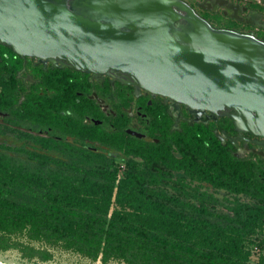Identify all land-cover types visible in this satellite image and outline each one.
<instances>
[{
  "label": "trees",
  "instance_id": "1",
  "mask_svg": "<svg viewBox=\"0 0 264 264\" xmlns=\"http://www.w3.org/2000/svg\"><path fill=\"white\" fill-rule=\"evenodd\" d=\"M22 67L21 58L0 44L6 123L47 126L61 139L0 126V134L56 152L0 142V249L18 246L4 235L23 233L101 263L250 264L245 242L264 232V159L234 156L229 141L219 142L213 129H232L228 116L207 124L184 120L172 128L157 98L137 99L145 119L130 118L123 110L132 104L126 87L89 83L66 66L29 65L22 80ZM91 90L114 115L105 116L86 97ZM136 124L156 141L128 136L125 130ZM64 137L121 152V173L113 160ZM204 184L223 195L206 192ZM24 249L41 261L50 257L43 249ZM256 264H264V256Z\"/></svg>",
  "mask_w": 264,
  "mask_h": 264
},
{
  "label": "water",
  "instance_id": "2",
  "mask_svg": "<svg viewBox=\"0 0 264 264\" xmlns=\"http://www.w3.org/2000/svg\"><path fill=\"white\" fill-rule=\"evenodd\" d=\"M0 44L85 74L120 72L193 114L227 110L235 130L264 139V43L211 27L182 0H0Z\"/></svg>",
  "mask_w": 264,
  "mask_h": 264
},
{
  "label": "flooded vegetation",
  "instance_id": "3",
  "mask_svg": "<svg viewBox=\"0 0 264 264\" xmlns=\"http://www.w3.org/2000/svg\"><path fill=\"white\" fill-rule=\"evenodd\" d=\"M187 5H189L194 12L205 20L211 27L216 29H225L237 34L251 36L260 42L264 43V3L262 0H182ZM216 22L218 25H214L213 22ZM21 58V64L24 65L18 73L17 76L21 77V73L24 74L22 80H26L27 72H25L26 61L24 57ZM30 58V57H29ZM35 59V58H33ZM37 60V59H35ZM39 61V60H37ZM41 67L46 69L48 67H56L58 65H52L49 63L48 65L42 64L39 62H34L28 64V66ZM65 67V66H64ZM67 67V66H66ZM85 74V73H84ZM86 80L92 84H99V86L108 84L110 87L116 88L118 85L122 87H126L129 89V92L132 96V104L129 107L123 108V110L127 113V115L132 118L133 116H138L140 119H145V114L140 111V106H135L137 99L145 98L146 103H149L151 99L157 98L159 102L164 105L166 113L171 117L173 121L172 128H178L177 125L181 121H186L188 123L192 122H201L196 121L193 118L191 119V113L187 111L184 107V112L182 114L179 113L178 107L182 105L174 106L169 100L164 97L158 95H150L143 90H136L131 84H127L124 82L128 79L125 75L120 72H108L102 76H95L92 74H85ZM87 98L91 99L99 110L105 115H114V112L109 108L107 103H105L102 97H99L96 91L91 90L87 95ZM227 110L219 113L216 117H209L206 121L201 123L207 124L209 121H217L218 119L227 116ZM89 118H85L83 120L84 123H88ZM231 120V119H230ZM93 123H98V120L90 119ZM137 127L138 124L133 125ZM232 129H213V133L216 138L219 140L221 144H226V142H230L233 145V155L244 157L246 155L254 153L258 155L260 158L264 159V154L262 152H255L253 150L254 144L253 141H261L264 142L263 138L255 137L250 134L240 132L234 129V125L231 121ZM50 128V127H48ZM138 128H141L138 126ZM136 128V130L138 129ZM135 132L133 137L145 141L155 142V137L148 136L145 132H141L140 130ZM126 132V130H125ZM147 136V137H146ZM237 136H240L238 138ZM237 137V138H236ZM236 140L231 141L232 139ZM258 139V140H255ZM240 142V143H239ZM247 146H245V144ZM249 143V144H248ZM241 147V148H240ZM247 147V148H245Z\"/></svg>",
  "mask_w": 264,
  "mask_h": 264
},
{
  "label": "rangeland",
  "instance_id": "4",
  "mask_svg": "<svg viewBox=\"0 0 264 264\" xmlns=\"http://www.w3.org/2000/svg\"><path fill=\"white\" fill-rule=\"evenodd\" d=\"M216 22L218 21L213 22V24L218 25ZM24 58L27 64L26 66L34 62H39V63L46 64V65L49 64V62H41V61H37L29 57H24ZM20 75L23 78L24 74L21 73ZM178 111L180 114H182L184 112L183 106H179ZM7 117H8L7 112L0 109V126L5 125V124L7 125L9 123V122L6 123ZM190 118L191 119L193 118L196 121L203 122V121H206L209 118V116L206 112H199L197 114L191 113ZM87 121L90 122V120H87ZM9 126L14 127L15 129L21 130V132H26L30 134L31 136H33L34 138L48 137V138H51L52 140H57V141L61 139V136L57 132H55L51 128H48L47 126H36V125L23 124V123H21V125L11 124ZM136 128H138V126L137 127L129 126L126 129V134H128V136L134 135L135 132L133 131H135ZM141 130H140L141 132H145L143 131V129ZM63 140L73 143L74 145L80 148H83L87 151L99 154L101 156H104L107 159L113 160V162L119 168V173H121L123 165H124V160H125V157L122 155L121 152L113 150L111 148L101 146L92 141L79 140V139L72 138V137H64ZM255 140H258V139H255ZM0 142H4L6 144L22 145V146L28 147L29 149H33L36 152H41V153H45L49 155H52V154L54 155L56 153L53 150L41 148L39 144L36 143L34 140H26V141L17 140L11 136L0 134ZM253 144H254L253 150L255 152H262V154H264V144H259L257 143V141L255 142L253 141ZM245 146H247V144H245ZM252 155H255V154L252 153ZM190 184L194 188L197 187L196 183H190ZM201 188L206 190V192L211 193L215 196H222L224 193L222 190H215L212 187L208 186L207 184H204ZM240 198L242 200H245L243 197H240ZM4 237H6L8 241L11 243L12 242L17 243L18 246L14 248H7L5 250L0 249V261L3 263L5 262L14 263V264H117L118 263L116 260H113V259H110L105 263H101L99 260H90L76 253L75 251L62 248L57 243L45 244L39 241L28 240L23 233H14L10 235H4ZM25 247H32V248L46 250L49 253L50 257L43 261L38 260L35 257H29L26 254V251L24 249ZM245 247L249 251L248 262L250 264H256L258 257L260 255L264 256V232L259 231L256 234L248 237L247 241L245 242Z\"/></svg>",
  "mask_w": 264,
  "mask_h": 264
},
{
  "label": "bare ground",
  "instance_id": "5",
  "mask_svg": "<svg viewBox=\"0 0 264 264\" xmlns=\"http://www.w3.org/2000/svg\"><path fill=\"white\" fill-rule=\"evenodd\" d=\"M0 264H14V263H6V262L3 263V262L0 261Z\"/></svg>",
  "mask_w": 264,
  "mask_h": 264
},
{
  "label": "built area",
  "instance_id": "6",
  "mask_svg": "<svg viewBox=\"0 0 264 264\" xmlns=\"http://www.w3.org/2000/svg\"><path fill=\"white\" fill-rule=\"evenodd\" d=\"M237 157H239V156H237Z\"/></svg>",
  "mask_w": 264,
  "mask_h": 264
}]
</instances>
